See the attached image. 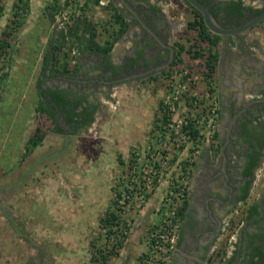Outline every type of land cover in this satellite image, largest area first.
I'll return each instance as SVG.
<instances>
[{"label": "rangeland", "instance_id": "1", "mask_svg": "<svg viewBox=\"0 0 264 264\" xmlns=\"http://www.w3.org/2000/svg\"><path fill=\"white\" fill-rule=\"evenodd\" d=\"M55 1L60 10L52 23L48 14ZM68 1L28 0L27 8L16 18L14 5L18 0H0V39L3 32L11 34V47L0 63V264H144L148 241L165 218L163 200L169 188L182 179L181 169L188 167L190 159L196 160L191 167L193 185L201 155L210 160L211 151L205 153V148L218 151L212 139L194 144L179 141V148H173L171 141L165 143V139L172 137L181 120L192 118L195 126L202 129L204 126L198 122L204 119L207 123L206 110L216 103L220 109L219 81L223 78L226 51L249 55L253 62H261L258 71L264 73V25L245 32L244 41L237 47L233 45V50L220 41L216 51L221 63L211 85L203 61L193 59L187 52L195 43L207 47L198 44L195 30L188 29L189 23L196 20L193 11L183 0L158 3L160 12L174 27L170 44L177 46L176 59L182 62L143 84L117 87L102 101L99 124L88 133L63 136L56 133L48 115L40 112L46 105L38 83L46 77L41 74L43 57L53 33L68 31L79 23L76 32L80 34L89 21L96 30L98 47L113 43L121 56L132 48L129 38L123 41L114 40L116 34L110 37L117 30L115 20L106 19L91 7L92 2L99 5L96 0L77 2L74 6L79 14L73 12L66 22L63 15L68 11ZM256 1L255 6L262 9L264 0ZM84 20L87 22L82 23ZM181 45L186 49L183 52ZM90 58L68 39L50 64L56 65L57 71H67ZM53 69L47 73H55ZM250 69L245 72L246 79H240L244 84ZM253 82L248 99L264 97V74ZM88 97L93 102V94ZM164 115L175 129L163 124ZM158 119L162 120L156 124ZM220 123L221 113L218 135ZM38 129L44 142L28 154V141ZM202 131L207 133L206 128ZM197 145L195 150L200 152L195 158L193 148ZM156 150L170 153L167 176L145 203L138 200L134 207L120 208L123 196L134 190L131 187L144 184L136 172L142 170L145 174L144 169L150 166L149 152ZM262 175L256 187L259 193L264 189V172ZM160 188V198L151 201ZM108 213L115 214L116 219L104 225L102 220ZM141 215L145 218L141 219ZM233 218L230 233L223 236V249L229 245L242 215ZM112 250H117V255L104 261L103 256ZM180 252L183 256L184 251ZM170 264H175L173 257ZM212 264L219 261L213 260Z\"/></svg>", "mask_w": 264, "mask_h": 264}, {"label": "flooded vegetation", "instance_id": "2", "mask_svg": "<svg viewBox=\"0 0 264 264\" xmlns=\"http://www.w3.org/2000/svg\"><path fill=\"white\" fill-rule=\"evenodd\" d=\"M124 1L117 0L118 15L129 24L121 39L129 38L128 42H132L129 53L121 56L114 47L109 54H93L82 64L83 70L77 63L73 69L78 72L66 69L52 73L42 85L44 104L54 111L51 122L56 133L63 136L88 133L99 124L104 107L102 101L114 89L143 84L170 69L178 57L177 46L170 44L174 27L158 6L164 0ZM234 1L239 0H203L214 10L212 15L218 23L229 30L238 29L264 13V6L260 15L253 13L260 10L255 6L256 0H242L246 6L244 17L234 15L227 8ZM244 34L221 37L220 41L233 50V45L237 47L244 41ZM225 59L223 78L219 81L221 130L217 146L213 147L218 151L209 150L210 160L202 154V162L196 165L198 172L193 180L196 188L190 193L189 206L181 223L178 248L173 255L175 264H212L213 260L219 264H264L256 255L260 251L264 253V189L261 193L256 190L264 172V102H253L264 97L249 100L247 95L251 83L264 73L258 71L261 62H253L245 53L226 51ZM171 60L170 66L157 71ZM220 63L221 56L219 66ZM248 68L253 72L244 84L240 79L245 77ZM80 88L85 92H80ZM91 93L93 102L88 97ZM90 118L93 122L88 125L86 122ZM247 170L253 174L246 176ZM255 205L259 207V214L249 218ZM236 214H241L242 220L231 235L229 245L223 249V236L230 233ZM180 250L184 253L179 257Z\"/></svg>", "mask_w": 264, "mask_h": 264}, {"label": "built area", "instance_id": "3", "mask_svg": "<svg viewBox=\"0 0 264 264\" xmlns=\"http://www.w3.org/2000/svg\"><path fill=\"white\" fill-rule=\"evenodd\" d=\"M80 1L83 0H69V6L67 8L68 11H65L63 15L66 22L70 21L73 16V12L76 15L79 14V10L77 11L76 6L74 5ZM206 112L208 117L207 123L205 124V120L203 119L202 121H199L198 124L201 123L200 126H204L202 129L206 128L207 133H204V131L196 125L199 130V138L197 142L192 141L190 136L183 130V127L186 125H190L191 123L194 124L193 119L189 118L188 120L183 119L180 121V125H177V130H175V132L173 131L172 137H167V139H165V143L171 141L173 148H179V141L194 144L200 142L203 143L204 140L209 142L212 139V142L216 143L215 134L217 133L219 124L220 109L217 107L216 103L215 105L210 106ZM163 124H167L168 127L174 128L172 123ZM197 147H199V145L193 148V156L195 155V158L200 152L199 149L195 150ZM169 155L170 153H164V151L160 150H156L154 153L149 152L150 166H147L146 169H144L145 174L141 173L142 170L136 172L139 178H143L144 184H138L135 187H131L134 190H131L130 192L128 191V196H123L122 201H120V204H122L120 208H125L126 206L129 209L132 206L134 207L138 200H141L144 203L146 202L145 199H147L148 195L155 190L156 185L160 184L164 180L170 170ZM195 163V159H190L188 167L181 169L182 179L177 180L173 186L169 188L168 193L163 200V207L165 206L166 209L165 211H162V215H164L165 218L162 225L158 226L157 230L152 234L150 240L148 241L147 251L145 254L146 260L144 264L171 263L172 257L177 251L180 239L182 221L179 216V209L182 207L185 200H188L192 185V182L190 181V177L192 175L191 167Z\"/></svg>", "mask_w": 264, "mask_h": 264}, {"label": "trees", "instance_id": "4", "mask_svg": "<svg viewBox=\"0 0 264 264\" xmlns=\"http://www.w3.org/2000/svg\"><path fill=\"white\" fill-rule=\"evenodd\" d=\"M27 1L28 0H18V2L14 5V15L16 18L19 17L20 14H22V10L24 11V8H27ZM95 1V0H94ZM101 0H96L97 3H99ZM203 5H205L207 7V4H205V2H203V0H199ZM56 2V5L51 6L50 7V11H52V13L48 14V18L51 20L52 23H54L55 21V13L57 11L60 10V6L57 4L58 2ZM67 4L69 5V1L67 2ZM191 10L193 11V14L196 17V20L194 21V23H189L188 25V29L189 30H195L197 32L198 38V44H203L207 47H201V46H197V44L195 43L192 47H190L187 52L190 53L191 57L195 60H201L203 61V65L206 68V79L210 82V84L212 85V81H214L215 79V75L217 72V68H218V63H219V53H217L216 48L218 47L221 37L218 35L213 34L211 31H209V29L207 28V26L205 25V22L203 20L202 15L195 10L194 8H192L190 6ZM228 10H231L233 12V14H239L241 17H244L245 15V10H246V6L244 5V2L242 0L239 1H234L232 3H230L229 5H227ZM251 11H253V9H250ZM212 12V14H214V10L211 9L210 10ZM263 12L262 9L260 10H256L253 11L254 14L256 15H260ZM115 20L116 26H117V30L115 32H113V35H111L107 30H105V32L110 34V37L112 36V38L115 36L116 37L114 40H119L127 31L129 24L124 20V18L121 15H117L116 17L113 18ZM86 22V21H85ZM15 23V21H14ZM17 24V23H16ZM79 24V23H78ZM78 24H76L74 27H71L67 32H65L64 30L61 31V35L62 37L60 38L63 39L62 42H60L58 45L54 46V48L51 49V52L53 53V55L55 53H57L58 51L61 50L62 46H64L67 42L68 39H72L74 40L76 43L81 44L82 43V39L83 37L78 35L77 28H78ZM11 29V28H10ZM87 29H89L91 31V37L89 39V47L94 50L95 52L101 53V54H109L112 49H113V43H107V45L103 48L98 47L96 45L95 39L97 38L95 36V34L92 32V28L90 26L87 27ZM89 31V32H90ZM11 36V34L8 32H3L2 33V38L0 39V63L2 62V59L4 58V55L7 52V49L10 48V44L8 42V38ZM196 41V42H197ZM110 44V45H108ZM88 47V50H89ZM185 47L183 45L180 46V51L183 52L185 51ZM45 64H44V68H43V72H45V70L51 65L49 62V56L46 57V59L44 60ZM177 62H182L180 59H176L174 64L172 65V67L176 66ZM52 67H54L53 71L56 73H59L60 71L55 70L56 65H52ZM3 80V79H2ZM2 85V84H1ZM38 87L41 90L42 88V81L40 80L38 83ZM211 87V91H215V89ZM216 92V91H215ZM214 92V93H215ZM42 93V97L44 96V93L41 91ZM69 101L67 103H65L66 105H68ZM42 114H47L48 118L51 120H54V114H52L54 111H52L50 109V107L47 106H41V111ZM162 119H158V121L156 122L159 123V121H161ZM73 121V119H72ZM71 121V122H72ZM91 122H93V118H90L88 120V122H86V124L90 125ZM163 123H169V118L164 115L163 116ZM80 127H82V124H79ZM78 126V127H79ZM184 132H186L189 136L190 139L194 142L198 141L199 138V130L197 129V127L195 126V124L191 123L190 125H186L185 127H183ZM215 137L218 138V133L215 134ZM44 135H41V129H38L37 132L34 134V136L32 138L29 139L27 147H26V152L28 154H32L33 151L40 145L43 144L44 142ZM28 156V155H27ZM184 166V165H183ZM246 176H251L253 174L252 171H246L245 172ZM250 186V183L248 184L247 187ZM249 189V188H248ZM188 200H185V202L183 203L182 207L179 209V216L181 218V221L183 220V217L185 216V213L187 212L188 209ZM258 206L255 205L252 207L251 209V215L249 218H252L253 215H258ZM114 219H116V215L113 213H108L107 217L102 220L104 225H111ZM106 252L104 251V254ZM117 255V250H112L110 251L109 254H107L106 256L104 255V261H107L110 256L112 255ZM257 256L261 257L262 260L264 261V253L263 252H258L256 254Z\"/></svg>", "mask_w": 264, "mask_h": 264}, {"label": "crops", "instance_id": "5", "mask_svg": "<svg viewBox=\"0 0 264 264\" xmlns=\"http://www.w3.org/2000/svg\"><path fill=\"white\" fill-rule=\"evenodd\" d=\"M89 0H87L88 2ZM91 3V2H90ZM89 4V3H88ZM92 4L94 5V3L92 2ZM91 6L92 8H95L94 10L97 11L98 13L102 14V15H105L106 16V19L107 18H114L118 15V6H119V3L117 2V0H101L99 2V5L97 6L96 4L94 6ZM80 12V10H79ZM84 13V11H83ZM82 13V14H83ZM81 14V15H82ZM81 19H83V15L81 17ZM86 20L82 21V23H85ZM87 22V21H86ZM96 23H98V21H96ZM88 21L87 23H85L83 25V30L80 32V34L78 33V35L82 36L83 39H82V43L79 44V43H76L74 40V43H75V46L77 47V49H81L82 50V54H85V55H88L89 56H93V54H99L98 52H95L94 50H92L90 47H89V39H90V35H91V31L89 29H87L88 26H92L91 28L92 29V32L96 35V30L94 29L93 25ZM63 31V30H61ZM61 31H55L51 37V40H50V43H49V47L47 49V51L44 53V57H43V67H42V70L44 68V60L46 59L47 56H49V62L51 63V61L53 60V53L51 52V49L54 48V46L58 45L60 42H62L63 39L60 40V38L62 37L61 35ZM65 31V30H64ZM90 31V32H89ZM67 32V31H65ZM123 37V36H122ZM121 37V38H122ZM72 40V39H71ZM66 46V44L64 46H62V48H64ZM88 47H89V50H88ZM61 48V49H62ZM87 60H82L80 61V64H81V68L83 70V66L82 64H86ZM51 68L52 66L50 65L46 70L45 72L41 73L42 76H46L44 77L43 79H41L42 81V85L44 84L45 85V82H46V79L47 78H50L51 77V74L47 73V72H50L51 71ZM72 71H75V72H78L77 70H74V69H70ZM56 73V72H55ZM206 151H209V149H206L205 148V153ZM215 157L213 158V162H215ZM196 188V185L193 183V185H191V189L190 190V193L191 191H193L194 189ZM157 193L154 195L153 197V200L151 201H157L158 198H160V193L163 192L162 188H160L158 191H156ZM150 205V204H149ZM148 205V206H149ZM143 214V213H142ZM140 218H145L143 215L140 216ZM181 254V252H180ZM179 257L181 255H178Z\"/></svg>", "mask_w": 264, "mask_h": 264}, {"label": "water", "instance_id": "6", "mask_svg": "<svg viewBox=\"0 0 264 264\" xmlns=\"http://www.w3.org/2000/svg\"><path fill=\"white\" fill-rule=\"evenodd\" d=\"M184 1L188 5H190L192 8L197 10L202 15L203 20L205 22V25L207 26L209 31H211L213 34L218 35L220 37L234 36V35L242 34L244 32H247V31L261 25L264 22V13H263L262 15H260L256 19L250 21L246 25H244L238 29L229 30V29L222 27L218 23V21L214 18L210 9L208 7H206L205 5H203L199 0H184ZM127 6L129 7L128 4H127ZM138 18H139V16H138ZM171 50H172V53L174 54V49L172 48ZM171 63H172V60L167 65L158 68L157 71H161V70L166 69L168 66H170ZM253 102L261 103V102H264V99H256Z\"/></svg>", "mask_w": 264, "mask_h": 264}]
</instances>
